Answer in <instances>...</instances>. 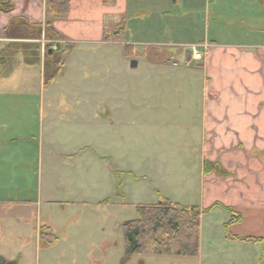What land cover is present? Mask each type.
Instances as JSON below:
<instances>
[{
	"label": "crops",
	"instance_id": "1",
	"mask_svg": "<svg viewBox=\"0 0 264 264\" xmlns=\"http://www.w3.org/2000/svg\"><path fill=\"white\" fill-rule=\"evenodd\" d=\"M165 1L70 0L66 16L52 24L61 39L44 35L45 0H14L12 12L0 13V248L18 250L0 258L20 263V250L39 248L47 238L46 249H58L53 264H75V250L89 247L73 241L78 228L53 220V208L64 213L68 204L80 202V184L109 179L108 141L122 134L132 103L127 91L140 85L127 77L149 70L184 98L189 133L182 137L183 149L200 147L203 182L220 196L193 206L203 211L195 255L143 252L134 262L124 255L117 264H264V0H203L192 10L185 3L189 13L203 8V30L201 17L171 16ZM170 4L175 8L176 0ZM132 22L149 29L144 45L182 48L197 41L200 64H190V50L164 58L181 65H160L157 59L141 64L131 49L125 51L124 28ZM42 43L48 55L70 47L61 73L48 83L44 64L51 60H44ZM149 53L157 58L154 49ZM204 161L218 164L226 176L203 174ZM45 207L52 210L42 222ZM231 214L240 220L225 228Z\"/></svg>",
	"mask_w": 264,
	"mask_h": 264
},
{
	"label": "rangeland",
	"instance_id": "2",
	"mask_svg": "<svg viewBox=\"0 0 264 264\" xmlns=\"http://www.w3.org/2000/svg\"><path fill=\"white\" fill-rule=\"evenodd\" d=\"M170 1L166 0L163 8L168 6L171 16L182 15L190 19L191 15L196 14L201 17L200 28H202L203 8L196 9L193 13H189L187 8L195 9L198 3L203 4V0H183L182 7L181 0H176L175 8H172ZM146 5L149 6L150 3ZM187 12L189 16L183 15ZM198 17H196V23L200 22ZM152 28L154 33L158 32L155 25ZM124 29V40L128 43L125 51L128 52L131 49L135 53L134 57H137L136 60H140L141 64H149L157 59L160 65L172 66L173 61L181 65L183 64L181 60L174 58L164 60V58L168 55L167 53L190 50V46L180 48L144 45L143 43L148 42L146 39L151 38L149 29L146 32L139 30L136 22L129 23ZM193 43L196 45L197 41ZM153 49L157 52V58L149 53ZM136 53H145V56H137ZM18 59L15 58V60ZM163 61L165 63L169 61V63L165 64ZM190 64L199 65L200 63L191 61ZM19 74L17 72L16 83ZM127 82H137L140 85L133 89L131 87L127 91L128 99L132 103L127 107L122 134L112 135L108 141L109 155L112 160L110 163L112 173L109 179L102 181L101 184L94 182L87 187L80 184L79 189L82 195H78L80 202L68 204L64 208V213H61L59 210L61 208L57 206L53 208V212H57L53 217L54 221L78 228L79 233L73 241L75 243L85 241L89 245L86 249L75 250V264H117L120 258L124 257L126 245L124 223L136 218L137 206L157 203L158 195L184 207H193L202 202V199L207 201L220 196L219 189L207 188L203 182L201 166L197 163L201 154L200 147L190 148L188 151L183 149L182 137L189 133V130L185 129L188 123L183 124L187 116H183L182 113L187 114L185 112L187 107L183 105L184 98L179 90H175L177 93L175 96L172 88L167 84V78L161 77L160 74L158 78H155V73L149 70L127 77ZM17 87L16 85L15 91L20 92L21 88ZM157 99L158 102H156ZM184 137L187 139V136ZM93 141L96 147H101L97 143V137H94ZM116 155L122 156L118 162L113 160ZM107 171L106 168L105 172ZM88 176L89 180H93L91 174ZM103 184L107 187L106 191ZM242 192L239 190V193ZM104 193L105 198L98 200L97 197ZM43 208L44 205L41 210ZM50 210L52 207H45L41 216L42 222H45L46 213L49 215ZM13 229L9 228L11 231ZM3 232L6 234L8 230ZM45 240L42 239L39 248L36 245L20 250L22 259L19 264L55 263L58 249H46L47 240ZM17 251L13 247L4 250L0 248V253L6 254L8 258L13 257L12 255ZM145 252V256H153ZM84 255L88 258L85 259ZM126 257H130L132 262L139 258L138 255ZM124 259L125 257L121 261L123 262Z\"/></svg>",
	"mask_w": 264,
	"mask_h": 264
},
{
	"label": "trees",
	"instance_id": "3",
	"mask_svg": "<svg viewBox=\"0 0 264 264\" xmlns=\"http://www.w3.org/2000/svg\"><path fill=\"white\" fill-rule=\"evenodd\" d=\"M14 0H0V13L8 14L13 11ZM70 0H45V23L44 35L61 39L62 37L54 30L52 24L61 19L69 11ZM123 24V23H122ZM122 34V28L118 31ZM18 35V34H17ZM13 36V35H9ZM37 50L35 45H23ZM49 46L45 47L44 60H51L50 64H44V83L53 81L63 69L62 55L70 47L60 48L48 55ZM127 54V50H126ZM30 59V57H28ZM36 61L39 56H36ZM215 172L220 177L226 173L216 163L203 162L202 173ZM203 211L196 207H184L171 203L169 200L158 195L157 203L154 205L137 206L135 208L136 218L124 223V238L126 241L124 255L131 256L145 251L154 255H177L193 256L198 251L199 242V220ZM240 217L231 214L229 225L238 223ZM46 237H48L46 235ZM47 244L48 241L47 238ZM244 242H260L259 239L244 238ZM54 241V238H53ZM0 264H19L18 260L8 261L0 258Z\"/></svg>",
	"mask_w": 264,
	"mask_h": 264
},
{
	"label": "built area",
	"instance_id": "4",
	"mask_svg": "<svg viewBox=\"0 0 264 264\" xmlns=\"http://www.w3.org/2000/svg\"><path fill=\"white\" fill-rule=\"evenodd\" d=\"M192 56H193V59H195V60L200 59V54L197 51H195L194 49L192 50Z\"/></svg>",
	"mask_w": 264,
	"mask_h": 264
},
{
	"label": "water",
	"instance_id": "5",
	"mask_svg": "<svg viewBox=\"0 0 264 264\" xmlns=\"http://www.w3.org/2000/svg\"><path fill=\"white\" fill-rule=\"evenodd\" d=\"M49 53H50V51H49ZM135 65H136V63L134 61L130 62V67H134Z\"/></svg>",
	"mask_w": 264,
	"mask_h": 264
}]
</instances>
